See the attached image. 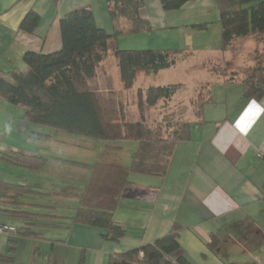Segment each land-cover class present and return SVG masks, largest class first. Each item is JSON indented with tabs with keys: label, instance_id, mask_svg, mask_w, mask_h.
Segmentation results:
<instances>
[{
	"label": "crops",
	"instance_id": "obj_1",
	"mask_svg": "<svg viewBox=\"0 0 264 264\" xmlns=\"http://www.w3.org/2000/svg\"><path fill=\"white\" fill-rule=\"evenodd\" d=\"M209 4L214 1L194 0L179 10L165 11L160 0H144L140 15L149 20L151 31L138 35L192 29L191 25L207 21L202 15L188 17L185 11ZM80 8L92 9L98 25L112 32L106 0H0V69L10 71L17 67L26 71L23 56L28 50H59L61 18ZM30 10L40 15V24L33 34L20 30V23ZM181 12L185 14L182 21H171L175 18L172 15ZM251 37L233 43L225 54L228 65L238 69L255 63L256 59H250L247 64L240 53L243 49L261 48V43L252 46L242 42ZM116 44L120 45L118 41ZM234 45L239 49L237 58ZM99 70L95 81L105 79L109 83L108 76L101 79ZM215 76L212 80L218 88L234 87L236 92L232 95L209 87L202 103L205 122L196 123V115L185 118L192 122L191 138L177 145L164 177L130 172V157L137 145L127 148V141L112 145L105 158H60L59 147L77 148L85 140L32 126L23 119L22 108L18 110V106L0 96V158L3 153L17 152L47 159L38 170L12 166L0 159V184L28 183L36 188V194L24 196L22 201L25 209L38 214L36 220L41 222L39 229L44 233L42 238H29L0 232V256H13V261L0 260V264H71L73 259L74 264H107L110 254L152 243L166 235L174 223L183 227L180 243L192 264H234L229 259L240 246L239 239L263 249L264 241L257 238L264 237V96L246 99L239 81L224 83ZM151 77L154 75L140 74L130 91L133 93L142 85L140 79ZM117 80L120 90L126 89L120 76ZM98 90L108 97L109 93ZM124 92L115 91L110 97L120 113L126 112ZM136 110L137 107L135 113ZM85 144L86 148L91 147L90 142ZM79 205L112 210L114 220L127 227V234L120 241L111 242L103 238V231L97 227L70 225L69 217ZM6 208L10 205L4 203L0 189V225L20 224L22 220L10 217ZM212 235L219 238L215 248L209 247ZM10 241H15L13 253Z\"/></svg>",
	"mask_w": 264,
	"mask_h": 264
},
{
	"label": "trees",
	"instance_id": "obj_2",
	"mask_svg": "<svg viewBox=\"0 0 264 264\" xmlns=\"http://www.w3.org/2000/svg\"><path fill=\"white\" fill-rule=\"evenodd\" d=\"M165 11L179 10L194 0H160ZM219 10L221 27V54L233 43L249 36H264V0H213ZM112 23V32L98 25L90 8L75 9L60 20L62 46L51 53L28 50L23 60L26 71L14 68L0 69V96L24 110L23 119L28 123L104 141H133L137 148L131 154L130 172L149 176H166L177 145L191 138L192 122L176 120L173 124L149 121V111L160 100L169 101L179 85H141L132 99L137 107L134 120L108 117L104 96L99 93L95 78L100 64L110 53L117 59L121 81L126 89H134L140 74L156 76L161 70L176 65L183 58V51L164 49H121L116 45L120 35L135 34L151 29L148 19L140 15L144 0H106ZM40 15L35 10L26 13L20 30L35 33ZM206 29L207 25H194ZM258 57L246 71L227 68L219 79L224 83L239 81L246 99L264 96V39L260 42ZM107 98V97H105ZM196 123H204L202 104L196 112ZM151 120V119H150ZM6 163L38 170L47 159L17 152L3 153ZM1 197L10 208L4 209L14 219L15 234L20 237L42 238L38 214L24 208L22 198L36 194L28 183L1 182ZM264 200V198H263ZM32 205V204H31ZM70 225L83 224L101 229L105 240L120 241L127 234V227L114 220L112 210L95 209L79 205ZM37 221V222H36ZM59 226V225H58ZM46 227V226H45ZM183 227L174 223L170 231L152 243L122 253L109 255L107 264H192L180 243ZM10 253L15 241H10ZM219 244L212 235L210 248ZM0 260L13 261L12 255Z\"/></svg>",
	"mask_w": 264,
	"mask_h": 264
},
{
	"label": "rangeland",
	"instance_id": "obj_3",
	"mask_svg": "<svg viewBox=\"0 0 264 264\" xmlns=\"http://www.w3.org/2000/svg\"><path fill=\"white\" fill-rule=\"evenodd\" d=\"M185 12V14H189L188 17L192 16V18L193 16L196 17L198 15H202L203 21L207 22H201L194 25L205 23L207 25L206 30L203 29L204 31H202L201 29L195 28L194 25H191L190 28H194L195 31H192V29L185 30L183 27L179 31L175 32L172 29H169L168 31L164 29L155 31L153 35H138L141 32L120 35L116 40V43L117 41L120 43L118 47L121 49L152 48L184 52L183 58H179L175 66L161 70L159 75L151 77L150 80L148 79L149 77L140 79L144 88L149 84L179 85L176 97H173L169 101L160 100L156 106L150 109V122H162V124L166 125L173 124L176 120L192 118L200 108L201 104L208 97L210 92L209 87H211V89L214 87V90L222 91V93H225L226 90V92L232 95L236 92V88L234 87H227V89L224 87L218 88L217 83L215 84L212 80L216 78L215 75L220 77L221 73L226 71L228 67L235 69L234 67L228 65L229 60H227V55L225 57L224 54L219 53L221 52L220 48L222 46V40L221 27L219 23V10L217 6L214 3L213 5L209 4L204 5L203 7L198 6L193 10H186ZM185 14L181 12L176 15H172L175 16V18L171 19V21H182L181 18H184ZM263 39L264 36H253L249 39H242V42L245 41V43L249 42L252 46H258ZM206 48L208 50H204ZM232 49L233 51H236L235 58H237L240 55L238 52V46L234 45ZM240 53L244 57L243 61H247L248 64L250 59H257L259 47L255 51L252 49H243ZM238 69L240 72H243L246 71L248 67ZM99 74L102 77L101 79H104L105 76H108V79H110L108 81L109 83H107L104 79L99 83L97 82L96 85L98 89L104 91L105 94L109 93L107 98H103L108 117L122 120H134L137 117V114L135 113L136 105L132 101L135 93H132L127 89L120 90V82L117 80V76H120V72L115 56H110L107 59L104 66L100 68ZM115 91H125L124 101L126 102L123 103V109L126 110V112L121 111L120 113V111H117L115 108V100L110 99V97L113 98L111 93L114 94ZM17 108H19L18 110H22L20 107ZM192 112L195 114H192ZM32 126L34 125L32 124ZM70 136H73V138L75 136V138L79 141L85 140V145L90 142L89 145L91 147L86 148L82 143L81 146L77 148L73 146L69 148L66 147L65 149L64 147H59L60 153L58 152V154L60 158H105L108 153H111L110 148H112V145L118 146L121 144L116 143L115 141H104L72 134H70ZM130 144H134V147L135 144L137 145L136 142L128 141L127 148L131 146ZM136 148L137 146L134 149ZM88 149L90 150L89 152H87ZM251 228L252 230L254 229L253 227ZM263 238H257V240L260 239L261 241H264ZM239 241L241 244L233 250L234 254L233 257L229 259L230 263L264 264V248L258 250L253 248L251 244H248L246 240L239 239ZM74 261L75 260L73 259L71 264H74Z\"/></svg>",
	"mask_w": 264,
	"mask_h": 264
},
{
	"label": "built area",
	"instance_id": "obj_4",
	"mask_svg": "<svg viewBox=\"0 0 264 264\" xmlns=\"http://www.w3.org/2000/svg\"><path fill=\"white\" fill-rule=\"evenodd\" d=\"M0 232L5 234L15 233L16 227L15 225H7V224L0 225Z\"/></svg>",
	"mask_w": 264,
	"mask_h": 264
}]
</instances>
